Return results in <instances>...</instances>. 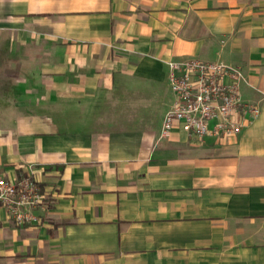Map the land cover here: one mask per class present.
<instances>
[{
  "label": "crops",
  "instance_id": "1",
  "mask_svg": "<svg viewBox=\"0 0 264 264\" xmlns=\"http://www.w3.org/2000/svg\"><path fill=\"white\" fill-rule=\"evenodd\" d=\"M188 58L240 66L260 116L162 138ZM28 175L0 264H264V0H0V178Z\"/></svg>",
  "mask_w": 264,
  "mask_h": 264
},
{
  "label": "built area",
  "instance_id": "2",
  "mask_svg": "<svg viewBox=\"0 0 264 264\" xmlns=\"http://www.w3.org/2000/svg\"><path fill=\"white\" fill-rule=\"evenodd\" d=\"M167 64L174 103L165 115L162 138L175 128L199 141L209 135L236 137L260 116V105L247 102L242 96L241 88L247 78L240 66L196 58ZM43 198L39 183L31 175L16 181L0 178V207L18 226L38 220L35 211Z\"/></svg>",
  "mask_w": 264,
  "mask_h": 264
}]
</instances>
